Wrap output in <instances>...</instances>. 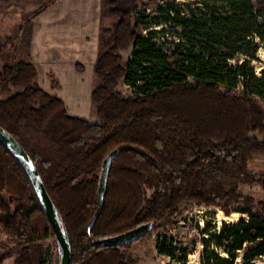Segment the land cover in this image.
<instances>
[{"label": "trees", "instance_id": "trees-1", "mask_svg": "<svg viewBox=\"0 0 264 264\" xmlns=\"http://www.w3.org/2000/svg\"><path fill=\"white\" fill-rule=\"evenodd\" d=\"M120 1L102 0L115 22L102 28L95 65L99 121L70 114L62 98L41 87L26 59L0 70V83L22 88L0 97V126L35 162L70 237L72 264H129L122 246L92 243L148 222L154 230L169 225L191 202L243 215L219 229L203 228V264H256L264 259V209L239 186H264L249 171L250 159L264 153V139L251 135L264 133V69L258 75L250 59L233 60L255 58L264 42V0H187L188 10L163 0L151 21L147 12L156 0L142 3L137 15L135 5ZM130 47L132 57L123 63L121 51ZM121 79L134 94L117 90ZM114 149L120 151L90 231L102 164ZM38 212L44 209L28 173L0 142V223L17 242L11 248L20 250L17 264H47L33 228ZM158 251L177 261L188 255L177 257L166 232Z\"/></svg>", "mask_w": 264, "mask_h": 264}, {"label": "rangeland", "instance_id": "rangeland-1", "mask_svg": "<svg viewBox=\"0 0 264 264\" xmlns=\"http://www.w3.org/2000/svg\"><path fill=\"white\" fill-rule=\"evenodd\" d=\"M21 1H26L25 9L17 6L7 12L12 23H10L7 32L3 29L0 30V70L6 64L10 65L17 63L19 60H26L30 23L42 8L41 4L43 0H0V17L6 9L5 6L8 2L22 3ZM149 1L150 0H121L120 3L124 6L135 5V14L137 15L143 8L142 3ZM175 1L177 6L188 10L186 2L189 1ZM160 3H163V0L151 2L147 12V14L150 15L148 21H151V19L155 17H159V15L153 11L157 4ZM194 7H197V3H192L190 5V8L193 9ZM19 8L22 11L24 9V11L22 12ZM25 14H27V16ZM23 15H25L24 18L28 17V19L23 23L25 30L24 33L19 35L17 34L18 26L16 27V23L22 21L21 18ZM114 22L115 20L105 9L103 12L102 28H113ZM14 25L15 28H13ZM162 27V25L156 26V30H159ZM169 38L167 46L173 47V42L176 40L175 36L170 34ZM255 40V42H257L259 39ZM156 41L159 43L163 42V34H159ZM250 49L251 47L248 48V50ZM133 51V47L121 51L123 63H126L132 57ZM243 59H250L251 66L255 69L258 75H261L262 70L264 69V42L260 43L255 58L238 55V59L233 60V63ZM21 89V87H16L11 83H0V97L6 98L10 94ZM117 90L124 96H130L135 92V89L129 87L123 79L119 81ZM89 119L93 122L99 121V117L95 112L90 115ZM251 135L261 140L264 139V133L260 131H254ZM249 171L256 180L264 181V153L256 154L250 159ZM239 191L245 196L252 197L255 200L257 207L264 209V186L262 183L241 184L239 186ZM149 194H151V191ZM23 204L29 208L34 207V203L27 197L23 199ZM12 208L14 209L15 205H13ZM241 216L243 215L239 212H234L231 216H227L220 208L207 207L194 202L184 203L180 215L175 218L171 224L164 225L163 227L149 232L141 239L120 247V250L129 264H203V238L205 236L208 237V235L203 234V228L210 224L211 227L215 226V229H219L222 226L223 221H235ZM33 228L37 233L36 243L43 247L47 264H60L58 242L44 212H38L34 215ZM164 232L167 233V236L173 238L177 257L184 256V251H187L188 255L185 261H177L167 255L159 253L158 238L164 236ZM15 245H17V242L8 237L4 231L3 225L0 223V254L5 251H10L0 264H17L16 260L19 256L20 250L15 248L11 249ZM222 255L226 254L223 253ZM238 261V264H242L241 259ZM256 264H264V259L258 260Z\"/></svg>", "mask_w": 264, "mask_h": 264}, {"label": "crops", "instance_id": "crops-1", "mask_svg": "<svg viewBox=\"0 0 264 264\" xmlns=\"http://www.w3.org/2000/svg\"><path fill=\"white\" fill-rule=\"evenodd\" d=\"M21 2L6 4L0 30L7 32L12 23L7 12L17 6L25 9L26 1ZM41 7L30 23L26 59L35 64L42 88L62 98L70 114L89 119L94 113L92 93L100 54L102 0H43ZM25 15L21 22H15L19 35L25 31ZM52 78L58 81L57 87Z\"/></svg>", "mask_w": 264, "mask_h": 264}, {"label": "water", "instance_id": "water-1", "mask_svg": "<svg viewBox=\"0 0 264 264\" xmlns=\"http://www.w3.org/2000/svg\"><path fill=\"white\" fill-rule=\"evenodd\" d=\"M0 142L16 157V159L22 164L23 168L28 173L38 199L44 209V212L52 226L55 237L58 242L60 251V264H72V245L70 237L66 228L64 227L59 211L54 204L50 194L47 191L44 180L31 156L23 148V146L18 142V140L6 129L0 126ZM119 149L112 150L108 156L105 158L102 164V171L99 182L98 190V212L91 223L89 230L91 231L98 215L100 214L105 196L107 193L108 182L110 171L113 162L117 155L119 154ZM154 222H148L132 228L128 231L122 232L120 234L110 236L99 241H95L92 245L100 244L104 247H120L130 244L136 240L141 239L146 234L154 230Z\"/></svg>", "mask_w": 264, "mask_h": 264}]
</instances>
